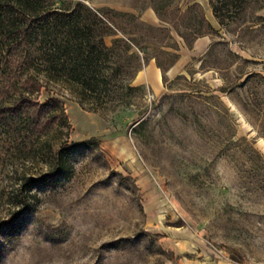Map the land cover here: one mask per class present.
<instances>
[{
    "label": "rangeland",
    "instance_id": "obj_1",
    "mask_svg": "<svg viewBox=\"0 0 264 264\" xmlns=\"http://www.w3.org/2000/svg\"><path fill=\"white\" fill-rule=\"evenodd\" d=\"M80 1L130 49L95 94L42 79L65 121L32 145L0 137V264H264V0L223 26L209 0Z\"/></svg>",
    "mask_w": 264,
    "mask_h": 264
},
{
    "label": "trees",
    "instance_id": "obj_2",
    "mask_svg": "<svg viewBox=\"0 0 264 264\" xmlns=\"http://www.w3.org/2000/svg\"><path fill=\"white\" fill-rule=\"evenodd\" d=\"M244 1L209 0V5L223 26L233 21ZM105 30L109 28L103 19L80 0H0V137L22 138L28 146L57 119L58 109L65 121L57 100L38 103L42 79L44 84L66 79L83 97L100 91L107 79L101 70L104 58L123 46L114 39L107 47L101 34ZM72 147L50 157L49 171L39 181L57 174L63 155Z\"/></svg>",
    "mask_w": 264,
    "mask_h": 264
},
{
    "label": "crops",
    "instance_id": "obj_3",
    "mask_svg": "<svg viewBox=\"0 0 264 264\" xmlns=\"http://www.w3.org/2000/svg\"><path fill=\"white\" fill-rule=\"evenodd\" d=\"M144 17L143 18L148 22L153 23L156 21V18H155L154 13L152 11L147 10L144 14ZM197 43H199V45H200V44L206 43V42H204V39L201 38V40H199V42H197ZM136 79H137L138 84H146V85L151 86L153 88H157L158 83H159V79H160V74H159V70L156 67L155 63L154 62L148 63L147 66L144 68V70L139 72Z\"/></svg>",
    "mask_w": 264,
    "mask_h": 264
}]
</instances>
